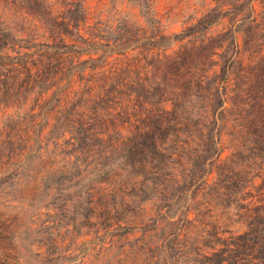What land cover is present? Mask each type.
I'll list each match as a JSON object with an SVG mask.
<instances>
[{"label": "rangeland", "instance_id": "374dc122", "mask_svg": "<svg viewBox=\"0 0 264 264\" xmlns=\"http://www.w3.org/2000/svg\"><path fill=\"white\" fill-rule=\"evenodd\" d=\"M72 1L70 14L76 19L65 21L73 29L64 41L77 48L49 61L37 58L44 61L37 78L42 83H26L23 71L13 80L0 66V264H207L191 249L180 254L170 249L174 231L191 232L184 217H195L192 203L165 218L164 209L157 207L160 201L98 182L118 167L125 134L119 126L131 112L126 110V93L135 94L134 80L145 90L144 84L158 75L150 69L154 59L148 49L116 53L100 44L121 39L128 44L134 31L151 26L154 17L161 33H182L213 0H147L149 7L143 4L146 0ZM62 2L40 1L37 18L8 0L0 9L8 45L39 55L36 43L57 40L64 31ZM251 3L259 11V0ZM82 11L85 18L80 20ZM225 25L220 21L184 41L210 38ZM75 30L97 46L86 49L88 44L80 41V47ZM236 39L241 42L239 34ZM220 142L226 146L227 137ZM231 222L227 228L219 222L222 237L241 232ZM195 233L196 239L203 236L200 228ZM206 240L213 242L209 235Z\"/></svg>", "mask_w": 264, "mask_h": 264}, {"label": "trees", "instance_id": "16d2710c", "mask_svg": "<svg viewBox=\"0 0 264 264\" xmlns=\"http://www.w3.org/2000/svg\"><path fill=\"white\" fill-rule=\"evenodd\" d=\"M10 1L39 18L42 0ZM7 3L0 0V9ZM72 3L62 2L59 17H63L65 28L61 36L35 44L39 55H30L33 50L28 48H11L3 33L6 23L0 19V66L11 76L27 72L26 83H42L37 78L43 60L77 48L64 41L73 29L65 21L76 19L70 14L74 12ZM143 4L149 7L147 0ZM84 14L82 11L80 20ZM149 21L152 25L134 31L128 44H122V39L100 44L118 50L116 53L135 47L148 49L154 59L150 69L158 75L144 84L145 90L134 80L135 94L126 93V110L131 112L122 116L119 126L125 134L118 167L98 182L123 192L134 189L149 202L160 201L157 207L164 209L165 218L176 216L180 208L192 203L195 217H184L191 232L172 233L170 249L177 254L191 249V254L207 259V264H264V0H259L257 12L251 0H213L182 33H161L155 17ZM220 21L226 25L217 35L184 41ZM74 32L80 47V41L88 44L86 49L97 46L78 30ZM178 42L176 49L167 51ZM39 87L45 88L44 84ZM223 135L228 140L226 146L220 142ZM224 150L228 153L222 159ZM217 220L226 228L234 221L241 232L224 238ZM198 228L203 236L196 239ZM208 235L212 244H207Z\"/></svg>", "mask_w": 264, "mask_h": 264}]
</instances>
